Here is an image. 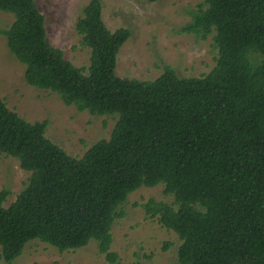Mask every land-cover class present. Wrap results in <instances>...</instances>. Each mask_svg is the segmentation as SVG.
I'll use <instances>...</instances> for the list:
<instances>
[{
    "label": "trees",
    "instance_id": "1",
    "mask_svg": "<svg viewBox=\"0 0 264 264\" xmlns=\"http://www.w3.org/2000/svg\"><path fill=\"white\" fill-rule=\"evenodd\" d=\"M36 1L0 0L13 16L0 33L25 82L116 121L108 139L73 157L45 136L46 120L29 122L0 97V153L30 172L7 207L9 191H0V260L12 263L34 239L59 251L94 240L118 264L110 248L120 207L129 193L161 183L173 201L142 207L178 236V264H264V0H204L180 31L211 36L215 65L197 77L166 65L152 80L117 74L131 32L106 26L100 0L76 21L89 48L78 68L47 40Z\"/></svg>",
    "mask_w": 264,
    "mask_h": 264
},
{
    "label": "rangeland",
    "instance_id": "2",
    "mask_svg": "<svg viewBox=\"0 0 264 264\" xmlns=\"http://www.w3.org/2000/svg\"><path fill=\"white\" fill-rule=\"evenodd\" d=\"M89 0H37L44 15L47 40L63 51L64 58L75 66L89 63V48L81 45L76 32L77 19ZM102 19L110 30L128 28L130 37L117 54L116 72L122 77L141 80L156 78L166 65L179 77H197L216 63L218 50L213 39L181 32L190 11L204 0H100ZM13 21L10 13L0 11V29ZM24 65L10 52L6 37L0 33V97L7 107L29 122L46 120L45 136L73 157H80L100 139H108L116 116L91 115L73 105L66 106L56 93L37 89L24 80ZM30 172L19 161L0 153V191L7 189L3 205L7 207L24 188ZM150 199L172 202L163 193L161 183L142 186L129 193L120 207L124 216L111 227V250L118 264H178V236L162 227L156 217H149L142 204ZM169 245L163 249L164 243ZM110 264L91 240L86 246L59 251L34 239L10 264ZM0 264H7L0 260Z\"/></svg>",
    "mask_w": 264,
    "mask_h": 264
}]
</instances>
